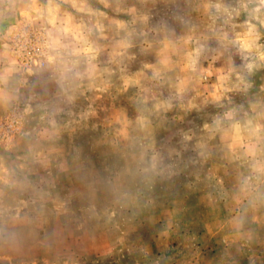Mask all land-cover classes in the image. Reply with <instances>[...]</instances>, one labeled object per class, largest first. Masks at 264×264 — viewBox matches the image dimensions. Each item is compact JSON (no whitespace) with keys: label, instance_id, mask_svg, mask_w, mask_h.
<instances>
[{"label":"clouds","instance_id":"clouds-1","mask_svg":"<svg viewBox=\"0 0 264 264\" xmlns=\"http://www.w3.org/2000/svg\"><path fill=\"white\" fill-rule=\"evenodd\" d=\"M0 264H264V0H0Z\"/></svg>","mask_w":264,"mask_h":264}]
</instances>
